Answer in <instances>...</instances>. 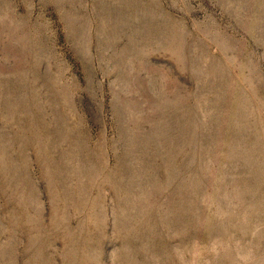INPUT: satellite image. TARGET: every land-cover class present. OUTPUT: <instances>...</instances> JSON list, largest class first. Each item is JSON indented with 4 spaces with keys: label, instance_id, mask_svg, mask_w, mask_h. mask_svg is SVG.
I'll use <instances>...</instances> for the list:
<instances>
[{
    "label": "rangeland",
    "instance_id": "1",
    "mask_svg": "<svg viewBox=\"0 0 264 264\" xmlns=\"http://www.w3.org/2000/svg\"><path fill=\"white\" fill-rule=\"evenodd\" d=\"M0 264H264V0H0Z\"/></svg>",
    "mask_w": 264,
    "mask_h": 264
}]
</instances>
